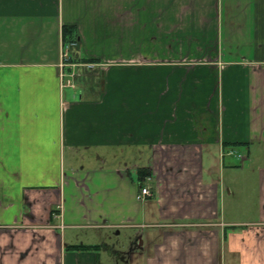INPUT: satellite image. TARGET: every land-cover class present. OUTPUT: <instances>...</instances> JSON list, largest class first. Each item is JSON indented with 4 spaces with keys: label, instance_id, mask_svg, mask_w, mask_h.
I'll return each mask as SVG.
<instances>
[{
    "label": "crops",
    "instance_id": "obj_1",
    "mask_svg": "<svg viewBox=\"0 0 264 264\" xmlns=\"http://www.w3.org/2000/svg\"><path fill=\"white\" fill-rule=\"evenodd\" d=\"M117 228L129 264H264V0H0V264H96L66 230Z\"/></svg>",
    "mask_w": 264,
    "mask_h": 264
},
{
    "label": "rangeland",
    "instance_id": "obj_2",
    "mask_svg": "<svg viewBox=\"0 0 264 264\" xmlns=\"http://www.w3.org/2000/svg\"><path fill=\"white\" fill-rule=\"evenodd\" d=\"M68 47L73 46L69 45ZM90 72L91 71L88 70L87 74ZM83 76L86 77L85 75ZM87 80L88 83L91 81L89 79ZM241 152L244 154L245 151L242 150ZM65 161L66 165L68 161H70L68 153L65 155ZM233 162H237L241 168H249L251 166V171H247V173L244 171L238 175L239 186L237 190V198H234L232 202L238 206L237 216L240 220H254L257 218L255 213L257 205V180L255 173H253L255 168L253 165H250L248 159L243 161L239 159L236 161L233 159ZM78 163L89 166L92 161L88 160L87 158H83L80 159ZM137 233L138 231L136 230L125 228L102 229L99 231L93 229H68L65 232V242L68 244H90L94 246H100V250L91 252L95 256V261L97 255V259L99 260L100 264H129L128 261H131V257L126 253L131 249L132 246L130 245L133 241H135ZM220 241L221 244H223V252H225V242L224 238L222 239V236ZM137 244H139L138 241ZM137 244L136 242L133 244V251L143 248V244L140 246ZM220 259H223L220 261V264H231L235 261L234 257L231 258L225 254L224 256L220 255ZM125 260H127V263Z\"/></svg>",
    "mask_w": 264,
    "mask_h": 264
},
{
    "label": "trees",
    "instance_id": "obj_3",
    "mask_svg": "<svg viewBox=\"0 0 264 264\" xmlns=\"http://www.w3.org/2000/svg\"><path fill=\"white\" fill-rule=\"evenodd\" d=\"M62 33H63V40L65 42L77 40V36L74 35L75 28L73 26H64L62 28ZM86 61H92V60H86ZM234 145H235V147H238V145H240V144H234ZM137 175H138V179L140 181H142L145 178L149 177V175H150L149 169L140 168L137 171ZM226 231H227V229L225 228L224 232H226ZM224 238H225V236H224ZM98 248H99V246H93V245H73V246H68L67 249L75 250V251H93V250H96ZM96 264H100L99 260L97 259V255H96Z\"/></svg>",
    "mask_w": 264,
    "mask_h": 264
},
{
    "label": "built area",
    "instance_id": "obj_4",
    "mask_svg": "<svg viewBox=\"0 0 264 264\" xmlns=\"http://www.w3.org/2000/svg\"><path fill=\"white\" fill-rule=\"evenodd\" d=\"M62 56H63V61H68V59H69V57H68V46L64 48ZM90 67H91V65H90ZM149 196H151V192L149 191V189L141 187L140 193L137 197L144 199V198L149 197Z\"/></svg>",
    "mask_w": 264,
    "mask_h": 264
}]
</instances>
